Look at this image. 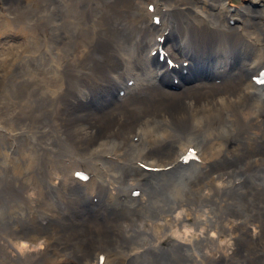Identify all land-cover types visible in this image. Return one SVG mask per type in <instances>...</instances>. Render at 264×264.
<instances>
[{
    "label": "bare ground",
    "instance_id": "bare-ground-1",
    "mask_svg": "<svg viewBox=\"0 0 264 264\" xmlns=\"http://www.w3.org/2000/svg\"><path fill=\"white\" fill-rule=\"evenodd\" d=\"M229 1L0 0V264H264V3Z\"/></svg>",
    "mask_w": 264,
    "mask_h": 264
},
{
    "label": "rangeland",
    "instance_id": "rangeland-1",
    "mask_svg": "<svg viewBox=\"0 0 264 264\" xmlns=\"http://www.w3.org/2000/svg\"><path fill=\"white\" fill-rule=\"evenodd\" d=\"M232 1V3L229 1V3L231 4V5H234L235 6V4H246L247 2H249L250 0H231ZM261 2H263L264 3V0H260ZM169 47V45H165L164 46V49H166V47ZM103 101H104V99H103Z\"/></svg>",
    "mask_w": 264,
    "mask_h": 264
}]
</instances>
